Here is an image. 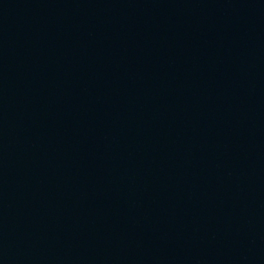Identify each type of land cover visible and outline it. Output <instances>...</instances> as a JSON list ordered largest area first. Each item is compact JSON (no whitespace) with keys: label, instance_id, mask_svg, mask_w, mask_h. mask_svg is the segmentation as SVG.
<instances>
[{"label":"water","instance_id":"1","mask_svg":"<svg viewBox=\"0 0 264 264\" xmlns=\"http://www.w3.org/2000/svg\"><path fill=\"white\" fill-rule=\"evenodd\" d=\"M0 264H264V0H0Z\"/></svg>","mask_w":264,"mask_h":264}]
</instances>
